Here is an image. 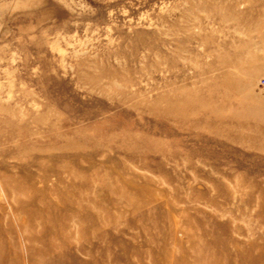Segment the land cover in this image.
Returning a JSON list of instances; mask_svg holds the SVG:
<instances>
[{
    "label": "rangeland",
    "instance_id": "1",
    "mask_svg": "<svg viewBox=\"0 0 264 264\" xmlns=\"http://www.w3.org/2000/svg\"><path fill=\"white\" fill-rule=\"evenodd\" d=\"M0 264H264V0H0Z\"/></svg>",
    "mask_w": 264,
    "mask_h": 264
}]
</instances>
